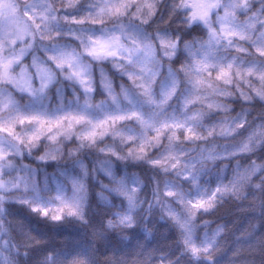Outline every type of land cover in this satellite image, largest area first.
Returning <instances> with one entry per match:
<instances>
[{"label":"snow or ice","instance_id":"obj_1","mask_svg":"<svg viewBox=\"0 0 264 264\" xmlns=\"http://www.w3.org/2000/svg\"><path fill=\"white\" fill-rule=\"evenodd\" d=\"M258 141L264 0H0L5 243L17 232L52 239L17 207L48 229L84 225L89 183L111 177L129 211L132 186L149 184L179 251L202 258L207 237L194 218L264 175ZM215 161L231 169L213 174ZM115 216L132 219L119 208ZM60 261L91 264L92 254L69 246Z\"/></svg>","mask_w":264,"mask_h":264},{"label":"clouds","instance_id":"obj_2","mask_svg":"<svg viewBox=\"0 0 264 264\" xmlns=\"http://www.w3.org/2000/svg\"><path fill=\"white\" fill-rule=\"evenodd\" d=\"M255 158L264 163V141L257 142ZM222 166L231 169V165L220 161L209 163L208 168L214 174ZM134 171L145 175L141 168ZM202 179L207 181L209 176L202 175ZM111 185V177L89 183L85 205L88 220L84 225L48 229L25 215L34 233L49 231L52 239L36 242L17 232L5 243V237H0V264H61V253L69 246L87 249L92 254L91 264H117L114 257L119 256L139 257L133 264H264V175L194 218L195 229L202 239L207 237L204 242L208 248L202 258L195 260L179 251L176 230L160 215L149 184L132 186L138 193V203L130 211L127 201L120 204V194ZM183 187L188 190L190 183L183 182ZM117 208L132 219L119 223Z\"/></svg>","mask_w":264,"mask_h":264},{"label":"trees","instance_id":"obj_3","mask_svg":"<svg viewBox=\"0 0 264 264\" xmlns=\"http://www.w3.org/2000/svg\"><path fill=\"white\" fill-rule=\"evenodd\" d=\"M16 211L19 213V214H22V215H26V210L21 208V207H17Z\"/></svg>","mask_w":264,"mask_h":264}]
</instances>
